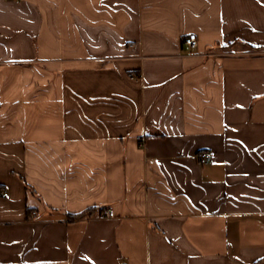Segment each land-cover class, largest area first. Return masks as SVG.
<instances>
[{"label": "crops", "instance_id": "1", "mask_svg": "<svg viewBox=\"0 0 264 264\" xmlns=\"http://www.w3.org/2000/svg\"><path fill=\"white\" fill-rule=\"evenodd\" d=\"M0 264H264V0H0Z\"/></svg>", "mask_w": 264, "mask_h": 264}, {"label": "built area", "instance_id": "2", "mask_svg": "<svg viewBox=\"0 0 264 264\" xmlns=\"http://www.w3.org/2000/svg\"><path fill=\"white\" fill-rule=\"evenodd\" d=\"M183 43L188 47V49L193 50L197 46V39L194 33L189 34L187 37L183 39ZM198 158L203 164H207L210 162L211 157L208 152L198 153ZM3 193V191L1 192ZM100 217L102 218H110L113 217V212L111 210L105 211Z\"/></svg>", "mask_w": 264, "mask_h": 264}, {"label": "trees", "instance_id": "3", "mask_svg": "<svg viewBox=\"0 0 264 264\" xmlns=\"http://www.w3.org/2000/svg\"><path fill=\"white\" fill-rule=\"evenodd\" d=\"M91 211H93V209H90V210H87L83 213H80V214H75V215H71V217H82V216H86V215H91Z\"/></svg>", "mask_w": 264, "mask_h": 264}]
</instances>
